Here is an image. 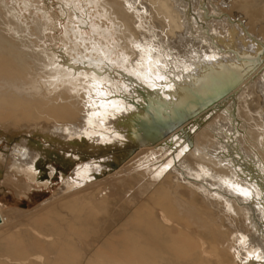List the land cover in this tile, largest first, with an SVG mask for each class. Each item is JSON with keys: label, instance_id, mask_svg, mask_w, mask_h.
Returning <instances> with one entry per match:
<instances>
[{"label": "bare ground", "instance_id": "1", "mask_svg": "<svg viewBox=\"0 0 264 264\" xmlns=\"http://www.w3.org/2000/svg\"><path fill=\"white\" fill-rule=\"evenodd\" d=\"M143 1L84 0V17L70 16L85 22L60 52L38 42L47 22L0 0V264H264V19L252 27L264 0L212 2L223 17L206 21L187 14L191 0ZM88 22L122 38L114 51L126 67L110 65L94 38L74 44L70 32ZM187 111L157 139L143 137ZM52 144L83 156L70 150L58 167L43 158ZM120 150L128 154L116 163ZM57 172L61 184L41 197ZM66 203L82 222L62 235L55 221ZM99 222L111 230L102 241Z\"/></svg>", "mask_w": 264, "mask_h": 264}, {"label": "rangeland", "instance_id": "2", "mask_svg": "<svg viewBox=\"0 0 264 264\" xmlns=\"http://www.w3.org/2000/svg\"><path fill=\"white\" fill-rule=\"evenodd\" d=\"M87 2H88V0H86ZM193 0H191V2H190V4L189 5H187V7L185 8V10H186V12H187V14H189L190 16H193V15H195L196 16V13H195V11H194V9H198L199 11H201V13L203 14L202 15V18H203V20L204 21H206V20H208L209 19V17H211L209 20H220L223 16V13H220V14H218V13H216V12H214V14H213V12L211 11L212 9H211V7H209V5L208 4H210V3H216V2H218V4H220V0H195V1H193ZM210 1V2H209ZM230 1V0H229ZM233 1H235V2H233V3H239V2H242V1H250V0H233ZM82 2V3H81ZM146 1L144 0L143 1V5L145 6V4H147V3H145ZM12 4V5H14V6H16L17 7V9H18V7L19 6H22L21 4H23V6H25L24 8H25V10H22V16H24V14H29V13H32L33 14V16L32 17H36V18H38V19H40V21L42 22V23H48V30L47 29H45L44 30V32H43V37L41 38V39H39L38 40V42L41 44V45H43L44 47H46V46H48V45H50V46H54L55 48L57 47L59 50H60V52H64L65 50H66V48L68 47V46H72V45H70L71 43H70V41L69 40H67L65 37H66V35H68V31L69 30H71L72 28H75V26L77 25V24H79V22L81 21L82 23L83 22H85V19H82V20H80V21H77L75 18H72L71 16H70V14H72L73 12V14L75 15V13H77V14H79L81 17H84V13H83V7H81L82 6V4H83V6H84V0H6V4ZM81 3V4H80ZM230 3V2H229ZM229 3H223L221 6L223 7V8H227L228 6L229 7H231V4L229 5ZM97 4V3H96ZM148 6L150 5V4H147ZM206 5H207V7H206ZM205 6V7H204ZM260 6V5H259ZM151 6H149V8H150ZM153 7H155V8H157V6L156 5H154ZM209 7V8H208ZM254 7H257V6H252V7H250L251 9H256V8H254ZM80 8H82V9H80ZM98 8V7H97ZM205 11H204V10ZM207 9V10H206ZM237 9H239V11H237V13L238 14H243L244 12H242V10H246L247 8H238L237 7ZM28 11V12H27ZM81 12V13H80ZM105 13H104V15L102 16L104 19H105V17H106V19H110L109 18V15H108V13H107V11L105 10L104 11ZM240 12H242V13H240ZM236 13V14H237ZM82 14H84V15H82ZM102 15V14H101ZM156 15V14H155ZM245 16H247V15H245ZM245 16L244 15H241L240 16V18H242L243 19V17L245 18ZM156 17V19L158 18V19H160V15H157V16H155ZM220 17V18H219ZM34 18L32 19V18H30L31 19V21H33L34 20ZM157 19V20H158ZM233 18H231V21H235L236 22V20L235 19H233ZM258 19L261 21V20H263L264 19V17H262V16H256V18H255V21L253 22L254 24H256V25H254V24H252V27H254V29L255 30H258V27H259V25H257V23H259V21H258ZM90 21V20H89ZM159 21V20H158ZM243 21V20H242ZM73 22V23H72ZM80 22V23H81ZM54 23V24H53ZM93 23V22H92ZM91 22H88V23H86V26L84 27V28H80V27H76V29H78L77 31L79 32H77L78 33V35H79V37H78V35H76L74 32H70L71 33V36H73V40L72 41H76V43H74V44H78L77 46H80L81 44H83L84 42V44H83V46H86L87 45V40L88 39H91V38H94L95 40H98V42L99 43H101L102 45H104V46H106V48L108 49V51H105L104 50V52H106V53H109L110 54V56H109V59L111 60V64L110 65H112L115 69H120L122 66L123 67H126V65L125 64H127V57H126V55H122L121 57H120V55H118V54H116V52L114 51V48H117V49H119L120 48V46H121V48H122V38H118L117 39V36H115V34H114V32H113V30H111L110 28H109V26H107L106 27V29H107V33L108 34H110L111 35V37L109 36L108 38L106 37V35H104L103 33H101V32H96V34L95 33H93V32H95V31H97V30H94V28H96V27H93V24H92ZM262 23V22H261ZM76 24V25H75ZM90 26H89V25ZM260 24V23H259ZM88 25V26H87ZM150 25V24H149ZM156 25V26H155ZM154 26L156 27L155 29H156V31L159 33V35H157L158 36V40H159V45H160V40H161V35H160V21L159 22H157V24H155ZM261 25V24H260ZM55 27V28H54ZM81 29H83V30H81ZM81 30V31H80ZM163 30V29H162ZM86 33V34H85ZM93 33V34H92ZM49 34V35H48ZM101 34V35H100ZM120 33H118L117 35H119ZM62 35V36H61ZM65 35V37H63ZM85 35H86V37H85ZM79 38V39H78ZM81 38V39H80ZM88 38V39H87ZM101 38V39H100ZM86 39V40H85ZM121 39V40H120ZM79 40V41H78ZM103 40V41H102ZM68 41V42H67ZM80 41H82L83 43H81ZM105 41V42H104ZM111 42V44H110V42ZM115 41V42H114ZM117 41V42H116ZM64 42V43H63ZM79 42V43H78ZM119 42V43H118ZM62 43V44H61ZM130 43V42H129ZM120 44V45H119ZM158 45V46H159ZM67 46V47H66ZM114 46V47H113ZM133 47H134V50L137 52V50L139 49V50H142L143 48H141L140 46H137L136 47V44L134 45H132ZM120 48V49H121ZM119 49V50H120ZM62 50H64V51H62ZM138 50V51H139ZM143 51L147 54V56H149V58L151 59V51H149L148 53H147V51L146 50H144L143 49ZM115 52V53H114ZM157 52L158 53H160V48L157 50ZM157 52H155V53H157ZM111 56H112V58H111ZM123 57H124V60H123ZM156 57H158L157 55H156ZM113 62V63H112ZM114 63H116V65H113ZM133 63H138V62H133ZM118 64V65H117ZM125 65V66H124ZM149 66H151L152 67V65L150 64ZM155 66V65H154ZM127 69V68H126ZM134 76H135V78H137L138 77V75L135 73V72H133L131 69H128ZM124 73H126V72H124ZM195 79L197 78L196 76L194 77ZM138 79V78H137ZM139 80V79H138ZM180 83H181V81H180ZM159 97H161L160 95H159ZM250 97H252V96H250ZM238 103H240V102H238ZM190 105V104H189ZM189 105H187V106H185V107H180V106H178V105H173V107L175 108V109H185L186 108V110L188 109V106ZM255 106H257V104L255 105ZM169 107V106H168ZM168 107H165V109L163 110L164 111V113H166V114H170V112H172L171 110H170V108H168ZM190 107V106H189ZM167 110V111H166ZM244 111H247V109H243V112ZM188 112H190V111H188ZM211 114V112H209L204 118H203V120L200 122V123H202V122H204L205 121V119L209 116ZM171 115V117H174V116H176V113L174 112L173 114L171 113L170 114ZM216 114H214L212 117H210L209 118V120L208 121H210L214 116H215ZM254 115V117L256 118L257 116H256V113H254L253 114ZM238 119V118H237ZM253 124H254V122H252ZM197 130H199L200 128H196ZM240 129V128H239ZM257 129H259L258 127H256V124H254V127H252V130H255L254 131V135H255V137H254V139H255V141L256 140H258V138H259V136H258V130ZM244 132V130L243 129H240V133L241 132ZM193 133H196V131L195 132H193ZM136 134H138V132H136ZM35 140H38V141H40L43 145H47L46 144V142H45V140L44 139H41V138H38V137H36V138H34ZM129 142H137V139H134V140H131V141H129ZM49 143V142H48ZM191 143V142H190ZM117 146H123V145H121V143L120 142H118L117 141ZM146 146V145H145ZM250 147V146H249ZM56 148H57V150H56ZM68 150L66 151V150H63L62 148H61V146L60 145H58V144H52V146L50 147V150H49V152H47V154H45V155H43V158L45 159V160H47L49 163H51V164H55L56 166H58V167H62V164H61V162H59L58 160L59 159H61V157H65V153H70L71 151H73V152H76L80 157H82L83 156V153H81L80 152V149L78 148V147H75V145H73V144H70L69 145V148H67ZM264 149V148H263ZM71 150V151H70ZM61 151H62V153H61ZM58 152V153H57ZM80 152V153H79ZM100 154H102V152H99V153H97V154H90V155H84V157H85V159H83V160H79L78 162L79 163H82V162H84L86 159V161H89V160H92V159H94V157L95 156H98V155H100ZM113 154V155H112ZM126 154H128L127 152H124V151H122V150H120V151H116V152H114V153H111V155L113 156V157H115L114 159V161L116 162V163H119V161L123 158V157H125V155ZM49 155V156H48ZM60 156V157H59ZM106 156H108V155H106ZM50 157V158H49ZM57 160V161H56ZM74 162V164L73 165H75L76 163H78L77 162V160L76 159H74L73 160ZM85 161V162H86ZM59 163V164H58ZM78 163V164H79ZM73 168L74 167H69L68 169H66V171H65V173L67 174L68 173V176H71V173H72V171H73ZM108 169V168H107ZM106 169V170H107ZM247 172V171H246ZM248 173V172H247ZM153 175V174H152ZM151 178H152V176H151ZM52 184H50L49 185V188H44L43 187V192L44 193H42L40 190H38V192L41 194V197H49L52 193H53V191L55 190V188H58L59 187V185L61 184V176H60V173L59 172H57V174L55 175V178L52 180V182H51ZM52 185V186H51ZM261 191V190H260ZM49 193V194H48ZM261 193V192H260ZM261 195H263V193H261ZM260 195V196H261ZM42 200H44V199H42ZM42 201H40V200H38L37 201V203L36 204H34L35 206L36 205H38L39 203H41ZM256 203V202H255ZM34 205H29L30 207L32 206V207H35ZM7 205H5V204H3L2 205V208L3 209H7ZM19 208H22V209H26L27 207H26V205L25 204H19ZM59 217L58 218H56V221H55V223H56V225H57V228L59 229V233H61L62 235H65V233L67 232V230H68V228H70V223H72V224H75L76 226H78L77 224L78 223H80V222H82V221H80L79 220V217L77 216V209L72 205V204H68V203H66L65 205H64V207H62L61 209H60V211H59ZM100 216H102V214L100 215ZM99 220H101V219H99ZM55 225V226H56ZM92 231H95V239L98 241V240H103L104 238H105V236L108 238L109 236H107V235H110L109 233L111 232V230L110 229H108V228H103V226H102V222H99V223H95V224H93V226H92ZM57 232V233H58ZM115 235V237L113 238V244H114V246H115V248L118 250V251H120V252H124L125 251V247H126V241H125V239L123 238V237H119L118 236V234H114ZM97 241H95V242H97ZM158 264H161L160 262H158Z\"/></svg>", "mask_w": 264, "mask_h": 264}, {"label": "water", "instance_id": "3", "mask_svg": "<svg viewBox=\"0 0 264 264\" xmlns=\"http://www.w3.org/2000/svg\"><path fill=\"white\" fill-rule=\"evenodd\" d=\"M192 113L190 112H185L184 115H180L177 116L176 119L174 120L175 122H173V124H166V125H161L159 128V130L154 133V132H150V133H144L143 137L147 140H155L159 137V135L164 134L170 130H172V128L176 125H179L180 122H182L183 120H185L187 117H189ZM160 133V134H159Z\"/></svg>", "mask_w": 264, "mask_h": 264}]
</instances>
